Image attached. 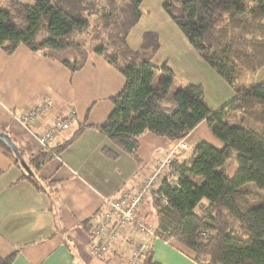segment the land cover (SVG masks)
I'll use <instances>...</instances> for the list:
<instances>
[{"label": "trees", "instance_id": "1", "mask_svg": "<svg viewBox=\"0 0 264 264\" xmlns=\"http://www.w3.org/2000/svg\"><path fill=\"white\" fill-rule=\"evenodd\" d=\"M29 1L9 0L0 8V49L11 55L25 46L72 73L90 55L112 66L124 79L123 89L110 99L108 118L91 128L114 148L137 164L141 135L182 142L201 123L220 145L194 144L188 157V147L172 153L164 179L145 202L153 238L142 264H158L152 241L174 242L198 264H264V81L254 83L264 68V0H166L163 5L189 46L232 90V99L217 110L205 103L200 85L177 90L171 96L174 109L163 107L174 74L165 63H152L160 48L157 36L145 33L136 51L127 45L144 0ZM65 52L71 61L59 56ZM156 72L161 76L152 87ZM81 131L54 150L27 155L22 141L0 128V152L27 170L22 179L42 190L43 181L31 177ZM101 151L116 159L109 148ZM15 257L13 252L0 258V264H12Z\"/></svg>", "mask_w": 264, "mask_h": 264}, {"label": "crops", "instance_id": "2", "mask_svg": "<svg viewBox=\"0 0 264 264\" xmlns=\"http://www.w3.org/2000/svg\"><path fill=\"white\" fill-rule=\"evenodd\" d=\"M262 81L264 68L256 74L254 83ZM123 86L122 76L95 55L72 73L49 56L33 53L25 46H18L11 55L0 49V128L22 141L27 155L42 148L32 130L18 125L16 117L42 97H52L75 112L70 131L59 135L46 150L60 147L78 129L82 130L59 154L52 153L31 177L43 181L42 190L22 179L27 170L15 166L0 152V258L16 252L12 264H123L128 257L127 237L121 240V249L105 256V260L92 259L86 251L90 229L106 208L104 199L135 190L153 171L156 160L178 148V142L145 133L138 138L136 164L91 128L108 118L113 109L110 99ZM228 99L227 94L219 98L221 104ZM60 109L56 106V111ZM46 122L40 121L38 126ZM187 141L220 147L204 123L182 142ZM104 148L116 153V159L104 157ZM146 203L138 215L144 212ZM136 236L132 235L134 239ZM151 249L158 264H198L189 251L174 242L152 241Z\"/></svg>", "mask_w": 264, "mask_h": 264}, {"label": "rangeland", "instance_id": "3", "mask_svg": "<svg viewBox=\"0 0 264 264\" xmlns=\"http://www.w3.org/2000/svg\"><path fill=\"white\" fill-rule=\"evenodd\" d=\"M8 1L6 2L5 0H0V8L2 9L4 3L6 4L8 3L10 5ZM20 1L23 4L31 3L29 0H20ZM165 2L166 0L143 1L140 7V14H141L140 19L127 36L128 47L131 50L136 51L139 48L142 37L145 33H154L157 36L159 40L160 48L155 58L153 59L152 63L155 67H160L163 63H165L172 70L174 74V83L169 90L168 97L165 99V101L162 104L165 108L174 109V105L171 100L172 94L187 85H193V86L200 85L204 90L205 103L213 110H217L221 108L223 105H225L231 100L233 96L232 90H230V88L217 76V74L212 69H210L203 62L200 56L189 46L183 34L179 31L178 27L174 24V22L171 20L169 15L166 13L163 7ZM59 56L63 59H67L68 61H71V54L69 52H65L63 54L59 53ZM160 76H161L160 72L155 73L152 87H155L157 85ZM226 94L229 97V99L224 104L223 103L221 104L219 98L220 96L226 98ZM43 98L45 99L43 100ZM42 102L49 103V107L46 108V113L44 118L40 117L38 123L40 121L46 120L47 122L45 123V125H50L55 120H61V121L69 120L71 123L70 127L66 131L61 132L59 135L70 131L75 121L74 110H72V108L68 106L62 107V104L58 103L52 97H42L38 99V104L41 105ZM56 106H60L61 109L59 111H56ZM20 114L17 115L16 117L18 121L17 122L18 125H20L25 129L30 130L28 127H24L19 122ZM49 116L54 117V119H48ZM36 126L37 127L33 128L34 130H32V132L40 133L43 131L44 126L42 124ZM55 139L49 142L48 145L52 144ZM212 139L217 145H219L217 140H215L213 137ZM184 144H186V147H188V150L185 151L184 156L188 157L192 153V147H193L192 145L194 144H191L188 141L186 143L184 142ZM177 145L178 148L180 147V145L182 147L181 142H178ZM47 146L45 147L40 146V147L42 149H45L47 148ZM186 147L185 148L182 147V148L187 149ZM175 151L176 149L174 150V152ZM172 153L173 152L171 151L168 154L164 155L162 158L156 160L153 171L145 178L151 176L154 173L158 163L162 162L165 159L168 158L170 159ZM164 173H165V169H163V174ZM248 187L254 190V186L252 184H250ZM147 207L150 208L149 205L143 207L144 212L141 215H138V217L140 219H144L145 222H148L149 224L152 225L153 224L152 212L148 210ZM135 238L140 240V238H138L137 236ZM130 261H131L130 256H128L127 258L123 259V264H129ZM142 263L143 260L140 258L137 264H142Z\"/></svg>", "mask_w": 264, "mask_h": 264}, {"label": "built area", "instance_id": "4", "mask_svg": "<svg viewBox=\"0 0 264 264\" xmlns=\"http://www.w3.org/2000/svg\"><path fill=\"white\" fill-rule=\"evenodd\" d=\"M46 107H49V103L45 102L26 108L20 114L19 122L24 127L34 130L39 118H44ZM70 125L69 120H55L52 124L45 125L42 132L32 133L35 134L39 145L45 147ZM181 143L185 148L186 145ZM169 161L168 158L158 163L154 173L143 179L135 190H126L116 198L104 199L106 208L89 232L90 241L86 251L90 258L104 259L105 256L118 252L121 249V240L126 237V252L131 259L129 264H137L138 260L143 258L150 248L153 231L152 225L142 222L138 213L148 199V195L155 191L164 179ZM163 169H165L164 174ZM133 234L140 240L134 239Z\"/></svg>", "mask_w": 264, "mask_h": 264}, {"label": "water", "instance_id": "5", "mask_svg": "<svg viewBox=\"0 0 264 264\" xmlns=\"http://www.w3.org/2000/svg\"><path fill=\"white\" fill-rule=\"evenodd\" d=\"M17 157V159L20 161V158L18 157V156H16Z\"/></svg>", "mask_w": 264, "mask_h": 264}]
</instances>
